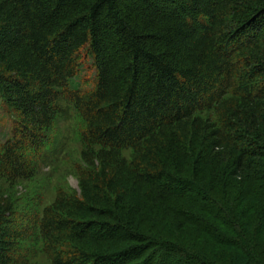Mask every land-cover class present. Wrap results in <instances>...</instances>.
<instances>
[{"label":"trees","instance_id":"16d2710c","mask_svg":"<svg viewBox=\"0 0 264 264\" xmlns=\"http://www.w3.org/2000/svg\"><path fill=\"white\" fill-rule=\"evenodd\" d=\"M0 110V264H264V0H0ZM72 120L80 195L22 227Z\"/></svg>","mask_w":264,"mask_h":264},{"label":"rangeland","instance_id":"374dc122","mask_svg":"<svg viewBox=\"0 0 264 264\" xmlns=\"http://www.w3.org/2000/svg\"><path fill=\"white\" fill-rule=\"evenodd\" d=\"M70 115L73 119L72 111H70ZM77 122L75 120L66 123L60 122L51 128L43 152L36 157L37 175L35 180L32 183L26 182L10 188L12 195L16 196L17 199L26 198L29 205V207L19 206L17 209V222L22 227H28L26 220L27 217H32L28 215L34 211L33 208L36 205L40 208L50 205L58 190L71 195H80L76 169L82 164L80 160L81 148L76 140V133L80 128ZM13 129L14 123L10 117H7L0 110V150L7 139L12 136ZM53 140H56L57 143ZM61 145H63L62 150H60ZM51 147H55V150L51 151ZM44 155L47 156L44 158ZM0 189H2V183ZM23 253L27 254L28 257L32 255L31 252L27 253L26 249ZM33 261L37 264H47L40 257L33 259Z\"/></svg>","mask_w":264,"mask_h":264}]
</instances>
